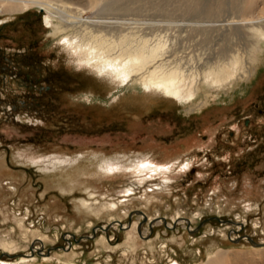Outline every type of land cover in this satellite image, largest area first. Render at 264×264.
Returning <instances> with one entry per match:
<instances>
[{
  "label": "rangeland",
  "instance_id": "obj_1",
  "mask_svg": "<svg viewBox=\"0 0 264 264\" xmlns=\"http://www.w3.org/2000/svg\"><path fill=\"white\" fill-rule=\"evenodd\" d=\"M249 5L79 0L84 21L119 44L113 55L143 38L163 47L125 85L63 43L85 25L37 5L0 12V262L203 264L217 249L264 253V40L250 27L264 4L254 16ZM231 49L248 72L201 81L192 100L140 81L162 60L203 74ZM145 158L168 167L135 172Z\"/></svg>",
  "mask_w": 264,
  "mask_h": 264
},
{
  "label": "bare ground",
  "instance_id": "obj_2",
  "mask_svg": "<svg viewBox=\"0 0 264 264\" xmlns=\"http://www.w3.org/2000/svg\"><path fill=\"white\" fill-rule=\"evenodd\" d=\"M78 1L79 0H0V12L22 11L37 5L46 9L49 14L47 18H59L61 21H58H60V23L63 22L65 26L85 25L86 28L79 33L71 36H64L62 38L63 43L68 45L73 52L79 55L80 61L93 64L100 71L110 73L120 80V83L123 85L127 84L133 76L143 71L151 62H156L159 55H164V52L159 54L161 48H163L161 45H158V43L155 45L148 44L146 43L148 41L146 38H143L145 40H143L142 45H138L134 49L122 50L118 55H113L111 51L119 44L115 41L110 43L106 35L107 32L106 34H99L101 28L93 26L91 22L84 21L81 16V11L75 9ZM249 2L250 5L248 9H246V13L249 16H254V13L260 9V4H264V0H249ZM261 10V17H259L261 20L253 23L250 27H253L260 39L264 40V6ZM230 26L237 30L247 25L234 22ZM231 51L233 52L232 49L228 51L230 54L227 52V56L223 55L224 57H220L219 60H217L218 63L214 62L215 66H208L203 74L199 71L193 73L189 71V73H185L177 66L166 65V61L162 60L154 68H148L141 75L140 81L147 88L163 91L180 100L189 101L196 95L201 81H208L210 85H222L224 82L228 81V79L248 72L246 64L241 63L242 60L239 55L231 54ZM109 167L113 169V162L109 164ZM167 167L166 164H162L151 158H145L133 165L134 171L141 174L152 173L157 170L163 171ZM144 179L145 178H142L141 182H143ZM166 180H168L167 177ZM19 223L23 225L22 220H20ZM4 242L3 245L6 246V248L12 249L13 246H15L12 241ZM129 246L135 248V240H133V242L131 241ZM256 256H258V258ZM255 257L261 262H264V253L262 252L256 254H242L230 250L217 249L208 253V260L204 261L203 264H253ZM22 259L27 260L26 257H22ZM0 263L8 264L7 261L3 260H1ZM172 264L185 263L174 260Z\"/></svg>",
  "mask_w": 264,
  "mask_h": 264
},
{
  "label": "water",
  "instance_id": "obj_3",
  "mask_svg": "<svg viewBox=\"0 0 264 264\" xmlns=\"http://www.w3.org/2000/svg\"><path fill=\"white\" fill-rule=\"evenodd\" d=\"M146 217V214H144ZM163 219H165V217L163 216ZM140 230V227H139ZM250 239L252 240V242H254L255 244H258L256 241H254V239L252 237H250ZM33 254V253H32ZM7 256H10L9 254L6 253Z\"/></svg>",
  "mask_w": 264,
  "mask_h": 264
}]
</instances>
